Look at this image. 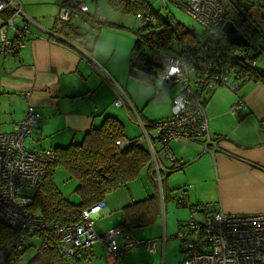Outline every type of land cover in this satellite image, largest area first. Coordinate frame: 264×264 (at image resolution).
I'll return each mask as SVG.
<instances>
[{
	"label": "crops",
	"instance_id": "1",
	"mask_svg": "<svg viewBox=\"0 0 264 264\" xmlns=\"http://www.w3.org/2000/svg\"><path fill=\"white\" fill-rule=\"evenodd\" d=\"M17 1L26 15L42 28L30 24L24 47L11 54L0 53V132L15 130L17 121L29 105L33 106L37 116V123L28 139V143L35 146L33 148L78 143L85 132L99 127L107 116L122 123L123 139H135L143 131L139 121L144 125L170 115L172 98L164 92L168 87L159 89L154 83L132 80L128 75L135 36L132 38L128 32L102 27L90 52L75 49L62 39L54 41L46 32L54 27L61 0H52L55 13L51 16L42 10L49 5L45 0L38 2L43 4L40 9L43 13L37 12L36 6H31L35 4L33 1ZM50 10L53 9L50 7ZM141 16H137V27L141 25ZM75 22L87 28L85 23ZM121 26L130 30L137 28ZM121 89L127 99H123L120 105H114ZM26 92L27 96L22 94ZM238 95L244 106L236 114H231L230 106ZM151 100L164 105L157 115H149L146 107L144 110L141 108ZM204 100L209 132L220 136L218 150L203 152L200 140L173 141L167 149L175 160L170 162L161 153L160 145L155 144L157 156L166 168L183 166L168 169L164 178L166 202L162 207L158 196L159 213L153 223L126 225L129 213L125 209L127 205L158 194L151 174V156L150 169L144 168L135 180L107 195L101 215L95 220L106 218L105 224L94 228L98 233L124 224L123 229L129 228L132 237L153 239L155 252L136 248L110 261L102 244L95 243L85 252L87 258H65L64 264H128L123 262L131 259L129 261L133 263L138 257L145 259V256H162L172 264L180 251V241L174 234L184 227L189 217L187 207L177 206L169 198L179 188L186 190L189 205L205 206L207 212L264 213V132L259 126V120L264 116V82L243 81L238 91L221 85L204 95ZM145 131L148 132L146 128ZM197 213L201 212H196L195 218ZM38 248L39 239L32 238L24 249V261L30 259Z\"/></svg>",
	"mask_w": 264,
	"mask_h": 264
},
{
	"label": "built area",
	"instance_id": "2",
	"mask_svg": "<svg viewBox=\"0 0 264 264\" xmlns=\"http://www.w3.org/2000/svg\"><path fill=\"white\" fill-rule=\"evenodd\" d=\"M162 1L165 6L168 1L174 2L203 27L205 35L201 42L182 39L189 27L182 25L170 13L167 18L173 32L170 48L152 53L149 61L155 85L177 87L171 99L170 115L154 120L151 133L146 132L139 121L143 131L134 140L144 144L152 158L151 174L163 207L167 197L164 178L168 168L159 160L155 144L160 145L161 153L170 162L175 161L167 152L173 141L200 140L203 152L218 150L220 136L209 132L204 95L221 85L238 91L241 82L252 80L251 75L243 73V67L257 69L261 76L264 75V67L258 66L255 58L247 55L249 51L262 53L264 49L245 30L242 32L249 40L245 49L234 47L225 40L221 26L233 17L220 0ZM73 10L86 13L89 8L85 0H61L54 27L46 30L54 41L61 38L59 29L69 21ZM152 20L150 15L144 14L140 17V24ZM30 24L42 28L26 15L19 1L0 0V53L11 54L24 47ZM22 94L27 96L28 92ZM119 94L114 105H120L123 99H127L123 89ZM243 106L244 102L238 95L229 111L236 114ZM36 123L34 108L29 105L17 121L15 130L0 132V224L16 232L10 264H25L23 252L32 238L39 239V246L43 248L53 247L63 258L87 251L95 243L102 244L110 261L136 248L154 253L155 241L134 238L129 228L124 230L117 225L102 233L94 229V221L100 217L104 202L83 209L78 222H46L31 209L34 193L40 188L49 163L54 160L53 148H31L27 145ZM259 126L264 132V116L260 118ZM131 142L119 139L116 144L126 146ZM169 198L177 206L186 205L189 210L184 227L174 234L180 241L178 264H264V213L202 212L198 206H188L184 188H179ZM199 211L203 213V220L194 217Z\"/></svg>",
	"mask_w": 264,
	"mask_h": 264
},
{
	"label": "trees",
	"instance_id": "3",
	"mask_svg": "<svg viewBox=\"0 0 264 264\" xmlns=\"http://www.w3.org/2000/svg\"><path fill=\"white\" fill-rule=\"evenodd\" d=\"M107 3L111 10L117 13L134 16L148 14L152 17V21L142 24L136 29H128L135 36L130 52L128 75L154 83L149 69V61L152 53L170 48L173 32L168 25V16L162 15L159 10H154L146 0H107ZM261 4L264 5V2ZM75 20L85 23L87 28H83ZM238 24L254 38L258 37V34L245 20L238 21L236 25L238 26ZM102 27L125 29L108 21H98L96 15L83 14L73 10L69 21L61 25L59 35L60 39L75 49L80 48L90 52L96 42L98 31ZM182 39L187 42L196 41L190 28L183 33ZM251 58L254 59L252 56ZM242 70L244 74L251 75L252 80L264 82V75L261 76L257 69L243 67ZM203 104L205 105L204 99ZM152 123L153 121L145 124L148 132L149 128H152ZM123 137L122 123L115 117L107 116L99 127L91 128L85 132L80 142L53 148L54 160L49 163L43 182L34 193L31 209L37 211L46 222H78L83 209L103 202L107 195L117 188L135 180L144 168L150 169L151 158L145 145L134 141L135 138L127 139L132 140L129 145L118 146L116 141ZM182 166L183 164H179L172 168H181ZM58 169L65 170L70 177L77 181L73 190L77 201H71L58 189L55 183V173ZM188 206H198L202 212L206 213L214 212H207L208 209L205 206L198 204H188ZM125 209L129 213L126 217L128 222L126 225H150L159 213L158 194L154 193L133 205H127ZM120 226L123 228L125 225L120 224ZM15 236V231L0 224V264H10V252ZM85 252H78L72 258L85 259L87 258ZM64 259L53 247L39 246L35 254L25 264H64Z\"/></svg>",
	"mask_w": 264,
	"mask_h": 264
},
{
	"label": "rangeland",
	"instance_id": "4",
	"mask_svg": "<svg viewBox=\"0 0 264 264\" xmlns=\"http://www.w3.org/2000/svg\"><path fill=\"white\" fill-rule=\"evenodd\" d=\"M29 1H33L32 3H35V4H32L31 6H33V7L36 6V8L38 10L37 12L43 13V12H40L41 6L43 5L42 3H38L40 0H29ZM45 1L49 2V3H47V5L49 4L50 6L48 5L47 7H44L42 10L44 11V13H47L46 15L51 16L55 13V10H54L55 8L53 6L54 3L52 2V0H45ZM85 1H86L88 8H89V12H88L89 15H96V19L98 21H101V22L102 21H108V22H112V23H118V25H120V24L121 25H129L130 27H135L137 22H138L137 16H134L132 14L117 13V12H114L113 10H111V8L109 7V5L107 3V0H85ZM146 1L152 6V8L154 10H159L162 13V15L168 16L170 13L173 14L175 16V18L182 25L189 27L193 31L196 40H198L200 42L202 40H204L205 35H204L203 27L200 24L193 21L191 19V17H189V15H187L179 6L175 5L174 2L168 1L167 6H165V4L163 3L162 0H146ZM220 1L225 5L230 16L235 18L236 20H238L237 15H236V11L234 10V8L230 4L225 2L224 0H220ZM50 7L53 9L52 11L50 10ZM122 27H124V26H122ZM110 28L113 31H124L126 33L128 32L129 35H131L132 38H134L133 37L134 35L126 27H124L125 29H119V28H113V27H110ZM257 44L262 49H264V39H262L260 35H258V37H257ZM249 55L255 58L258 66L264 67V52L260 53V51H258V52L254 53V52L249 51ZM130 79L138 80L137 78H134V77H130ZM158 86L160 89L161 86L160 85H158ZM176 88H177L176 86H174L172 88H164V92H167L168 95L172 98L176 93ZM162 106H164V105L157 103L154 100H151L148 102L147 106H145V103H144L143 106H141V108L144 110V107H146V111L149 115H157L158 113H160ZM149 131H150L149 133H151L153 130L149 128ZM28 139H27V143H28ZM28 144H29V147H32V148L35 147V146H32L31 143H28ZM55 183H56L58 189L62 192V194L65 197L69 198L71 201H77V196L73 192L75 186L77 185V181L74 178L70 177L69 174L65 170L58 169L56 171ZM197 219L198 220L204 219L202 212L199 214L197 213ZM105 222H106V218H103L100 221H95L94 222V228L96 229L99 225L105 224ZM135 230H139V229L135 228ZM30 253H31V251H30ZM124 257H126V256H124ZM180 258H181V253L179 251V256L174 257L172 264L173 263L178 264ZM141 259L143 260L142 262L140 261ZM141 259H139V257H138V260L133 261V263H132V261L130 263L129 260H131V259H127L123 263H128V264H141V263H144V264H170L168 262V260L167 261L164 260V258H162V256H147V257L145 256V259H144V257H141Z\"/></svg>",
	"mask_w": 264,
	"mask_h": 264
},
{
	"label": "water",
	"instance_id": "5",
	"mask_svg": "<svg viewBox=\"0 0 264 264\" xmlns=\"http://www.w3.org/2000/svg\"><path fill=\"white\" fill-rule=\"evenodd\" d=\"M264 0H243L242 9H238L233 0L229 1V3L236 7L242 14V18L251 26V28L260 36L264 35V5L261 4ZM253 6L254 11L250 10V7ZM249 10L248 14H254L255 19L249 17L248 15H244L243 11ZM257 24H260V28ZM221 31L224 34L225 40L237 47H248L249 40L243 35L242 30H240L235 21L232 19H227L221 26Z\"/></svg>",
	"mask_w": 264,
	"mask_h": 264
},
{
	"label": "flooded vegetation",
	"instance_id": "6",
	"mask_svg": "<svg viewBox=\"0 0 264 264\" xmlns=\"http://www.w3.org/2000/svg\"><path fill=\"white\" fill-rule=\"evenodd\" d=\"M225 2H227L228 4H230L229 3V1H231V0H224ZM234 1V3H235V5H236V7L240 10V9H242V7H243V0H233ZM231 5V4H230ZM232 6V5H231ZM233 7V6H232ZM236 7H233L234 8V10L236 11V15H237V18H238V20L240 21V20H242L243 19V21H244V18H242V13L239 11V10H237V8ZM254 8L255 7H253V6H251L250 7V10L251 11H254ZM248 12H249V10L247 11V10H245V11H243V14L246 16V15H248L249 17H251V18H253V19H255L256 17L254 16V14H251V15H249L248 14ZM255 17V18H254ZM233 20L235 21V23H238V20H236L235 18H233ZM258 25V27L260 28V24H257ZM238 26H239V24H238ZM240 28L242 29V31L243 30H245V31H247L246 29H243V27H241L240 26Z\"/></svg>",
	"mask_w": 264,
	"mask_h": 264
}]
</instances>
